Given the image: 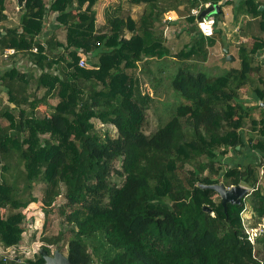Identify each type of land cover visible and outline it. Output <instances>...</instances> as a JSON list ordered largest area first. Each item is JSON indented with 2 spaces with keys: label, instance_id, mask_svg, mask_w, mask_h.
I'll return each instance as SVG.
<instances>
[{
  "label": "trees",
  "instance_id": "trees-1",
  "mask_svg": "<svg viewBox=\"0 0 264 264\" xmlns=\"http://www.w3.org/2000/svg\"><path fill=\"white\" fill-rule=\"evenodd\" d=\"M207 2L219 0H118L97 23L102 0H16L19 20L11 24L9 0H0L3 248L21 242L25 208L41 201L47 218L63 197L58 209L69 234L43 237L42 247L66 248L73 264H264V227L253 242L241 216L248 202L257 219L250 226L264 225V63L257 59L264 35L240 47L239 69L206 74L199 65L216 31L201 34L192 9ZM246 3L264 15L259 1ZM170 13L189 37L172 50L164 35ZM212 16L217 24L223 13ZM7 48L15 53L5 58ZM163 93L172 97L163 102L166 117L147 133V108ZM94 118L115 134L97 129ZM249 149L257 158L243 157ZM213 183L251 191L226 213L218 193L201 187ZM0 264L45 260L39 252L0 255Z\"/></svg>",
  "mask_w": 264,
  "mask_h": 264
},
{
  "label": "rangeland",
  "instance_id": "rangeland-1",
  "mask_svg": "<svg viewBox=\"0 0 264 264\" xmlns=\"http://www.w3.org/2000/svg\"><path fill=\"white\" fill-rule=\"evenodd\" d=\"M116 2H117V0H102V3L99 5L100 9H101V13H100V17H99L100 20L97 21V23H102L104 21V11H105V7L107 6V4L108 3L114 4ZM14 6H15V4H14ZM170 14H173V13H170ZM173 15L176 16L175 14H173ZM54 16H56V14H54ZM52 19L54 20L53 16H52ZM169 19H170V17L167 20H169ZM48 22H49V24L53 23V22H50V20ZM47 27H50V25L48 26V24H47ZM179 30H181V28L179 29L178 25L172 26L170 24V25H166L164 27V34H166V36H167L166 37L167 38V44L171 50L178 48V47L183 45L182 43L175 41V39L177 38L175 33L178 32ZM59 33H60V38L63 39L62 41H65V36H66L65 33L66 32L64 30H60L58 32V39H59ZM177 39H179V38H177ZM145 61H146V59L143 61H140L139 65H142V63ZM200 67H202V70L206 74L211 75V76L213 75L212 67H209L207 64H204V63L202 64V66L199 65V68ZM144 77H146V74H144ZM146 83L149 84L148 81ZM148 89L150 91H152L151 87H148ZM0 97H3V100L7 99V95L4 92L0 93ZM160 98H162V101L157 102L156 104H151L147 108V120L148 121H147V125L145 127V131L147 133H151V132L155 131L157 129L158 124L160 123L161 119L166 117L167 113L163 110V108H164L163 102H165L168 99H167V96L165 93L161 94ZM168 101L169 102L172 101L171 96H170ZM53 102H55V101H53ZM39 110L41 112H45L46 107L40 106ZM93 122H94L95 127L97 129L105 128V126L106 127L108 126V128L111 130V132L113 134H115L116 130L113 126L104 125V124H102V122L99 119H96V118L93 119ZM231 158H232L231 162L234 161L235 158L233 156ZM115 166H117V164H115ZM250 190H251V188H250ZM42 191H43V184H39L33 189V193L39 198L42 197ZM63 202H65L63 197H59L56 201V203H57V205L55 206L56 208L50 214V216L47 218L45 217V215L42 211V202L41 201L33 202L27 208H25L24 209V213L26 215L25 223H24L25 231L23 232L21 242L18 245L12 246V247L7 248V249L3 248L0 245V255L12 257V258L17 257V256H20V258L21 257H33V255H35V253L39 252V249L42 248V245L45 244V242L42 240L43 237L56 235L61 230H63V231L66 230V233L69 234L68 228H70L71 225L65 221V216L61 215L59 212V209H58L59 205L62 204ZM67 209L69 210L70 208L68 207ZM212 214H213V212H212ZM255 214H256V212L253 209L252 205L247 202L245 208L241 212V216L243 217L244 223L246 226V231H255V232H258V234H259L260 231H261V233L263 231L264 225L262 222H260L256 228H253L250 226L251 224L255 223V221H257ZM73 226L75 228H77L75 223H73ZM252 228H253V230H252ZM55 248H56L55 245L51 246V249H52L51 251L54 252ZM261 248H262V250H260V252H259V257H262L264 259V245H262ZM256 249H260V248L256 245ZM63 252L66 255L68 254L66 248L63 249Z\"/></svg>",
  "mask_w": 264,
  "mask_h": 264
},
{
  "label": "crops",
  "instance_id": "crops-1",
  "mask_svg": "<svg viewBox=\"0 0 264 264\" xmlns=\"http://www.w3.org/2000/svg\"><path fill=\"white\" fill-rule=\"evenodd\" d=\"M255 1L256 2L259 1L261 3L259 7L261 5H264V0H255ZM15 2L16 0H9V5L5 10V13L8 16L7 18L8 23L11 24L12 22L18 23L19 20L20 5L17 7L14 6ZM111 3H108L107 6L113 5ZM216 4L220 6L221 12L223 13V17L215 25V31H216L214 34L215 39L213 41L206 40V47H207L206 49L208 53H207L206 62L204 63L207 64L209 67H212V73H213L212 76L218 74H225L232 69H239L241 66L240 47L243 46L244 44H247L246 48L249 49L252 47L254 42L257 41L256 38L262 37L264 35V29L261 28V21L264 19V15L254 14L253 12L248 10L249 7L248 4L246 3V0H219V2ZM182 7L183 6H181V8ZM100 13H101V9L99 6L98 21L100 20L99 18ZM166 17L167 19L170 17L169 20L165 18L166 22H171L172 26L178 25V23H176L175 21H177L179 16L168 14ZM178 26L179 29L183 28L182 24ZM175 34L176 37L179 38V39L176 38L175 41H178L182 44L188 42L189 37L182 30H179ZM44 35L49 36V27L46 28ZM164 35L166 36V34ZM59 39L63 40L60 38V33H59ZM226 49H228V51H226ZM260 49H262V52H260ZM260 49L257 53L258 55L257 59L260 61V63L263 64L264 48L261 47ZM228 53L234 57V60H228V59L225 61L223 60V58ZM253 95L254 94L252 95L245 94L244 98L249 100ZM249 104L254 105L253 102ZM254 113L258 117V115L260 114L259 108H255ZM246 130L247 128H243V134L244 132H246ZM249 152H251V157H252L251 159H255L254 157L257 158L258 151L257 150L251 151V149L246 150L243 157L249 159L248 157H246Z\"/></svg>",
  "mask_w": 264,
  "mask_h": 264
},
{
  "label": "water",
  "instance_id": "water-1",
  "mask_svg": "<svg viewBox=\"0 0 264 264\" xmlns=\"http://www.w3.org/2000/svg\"><path fill=\"white\" fill-rule=\"evenodd\" d=\"M259 9L264 10V5H261ZM221 8L218 4H209L205 9L201 11L199 17L208 16L215 13H220ZM228 51V49H226ZM234 60L231 54H227L223 60ZM260 104L264 106V103L260 101ZM203 188L214 189L221 198V202L224 206V210L227 213L228 204L240 205L242 201L250 194V188L244 184L232 185L227 187L224 183H213L209 185L202 184ZM203 210L207 213H212L213 208L207 204H203ZM40 255L44 258L45 264H73L70 257L66 255L60 249H55L51 254L44 247L39 249Z\"/></svg>",
  "mask_w": 264,
  "mask_h": 264
},
{
  "label": "built area",
  "instance_id": "built-area-1",
  "mask_svg": "<svg viewBox=\"0 0 264 264\" xmlns=\"http://www.w3.org/2000/svg\"><path fill=\"white\" fill-rule=\"evenodd\" d=\"M209 4L210 3H206L204 4V6L206 7ZM204 6L201 4L198 8L197 7L193 8L192 13L197 16L196 23H197L198 30L201 32V34H203L204 36H210L214 32L215 25H216V19L212 15L199 17V14L202 11ZM34 50H36V48H34ZM14 53H15L14 48H7L4 50V54L2 56L7 58L9 55H12ZM84 64H85V61L81 60L80 65H84ZM253 228H256V227H253ZM247 233H248L249 239H251L254 242L255 238L260 235L261 231L259 232V234L258 232H255V231H247Z\"/></svg>",
  "mask_w": 264,
  "mask_h": 264
},
{
  "label": "clouds",
  "instance_id": "clouds-1",
  "mask_svg": "<svg viewBox=\"0 0 264 264\" xmlns=\"http://www.w3.org/2000/svg\"><path fill=\"white\" fill-rule=\"evenodd\" d=\"M207 3H210V2H207ZM205 4H206V3H205ZM210 4H212V3H210ZM202 5H203V4H202ZM203 6H204V5H203ZM206 7H207V6H206ZM203 9H205V6L203 7ZM203 9H202V10H203ZM200 13H201V12H200ZM214 30H215V29H214ZM250 191H251V190H250Z\"/></svg>",
  "mask_w": 264,
  "mask_h": 264
}]
</instances>
